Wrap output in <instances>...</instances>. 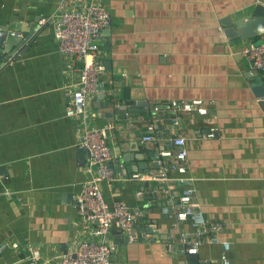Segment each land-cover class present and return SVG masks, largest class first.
I'll use <instances>...</instances> for the list:
<instances>
[{"label":"crops","instance_id":"0c3cea01","mask_svg":"<svg viewBox=\"0 0 264 264\" xmlns=\"http://www.w3.org/2000/svg\"><path fill=\"white\" fill-rule=\"evenodd\" d=\"M103 2L111 15L99 36L106 69L88 111L94 125L108 127L115 177L102 184L103 195L109 204L127 201L135 218L131 240L111 226L113 264H222L224 257L264 264V78L237 53L251 40H230L224 23L264 0ZM76 3L0 0V43L37 33L0 68V245H7L0 264H31L35 251L40 264H58L92 237L93 223L76 207L89 153H81L79 119L66 115L78 72L54 36L60 11ZM194 99L208 114L182 113L177 126L169 114L154 124L147 113L155 103ZM156 131L185 138L193 200L208 221L223 224L227 252L203 241L189 253L194 227L164 212L182 184L175 172L157 177L166 147L141 141Z\"/></svg>","mask_w":264,"mask_h":264},{"label":"built area","instance_id":"2783aa9c","mask_svg":"<svg viewBox=\"0 0 264 264\" xmlns=\"http://www.w3.org/2000/svg\"><path fill=\"white\" fill-rule=\"evenodd\" d=\"M111 15L103 0H77L74 7L62 9L54 25V36L58 42L60 53L72 57L78 78L70 89V99L66 107L68 117L79 119L77 123L80 133V145L89 153L88 179L76 198L78 213L84 221L93 223L90 239L77 243L75 247L60 255L58 264H113L111 257L115 245L110 239V229L116 224L129 240L134 238V212L125 200H117L109 204L102 192V184L114 180L115 173L110 165L112 153L106 137L107 126H96L91 122L88 101L101 84V76L105 72V64L101 58L99 36L103 28L108 27ZM237 53L249 59L255 69L264 78V37L260 43L254 41L241 47ZM100 90V89H99ZM207 115L208 110L203 101H165L155 103L147 109L154 124L162 123L165 114H169L171 125L179 124L180 116L186 112ZM160 132V130H159ZM213 129L209 133L212 136ZM142 142L164 143L166 149L161 151L158 160L161 175L169 178V172H175L182 184V192L174 204L164 207V212L175 211L177 221H190L194 227V237L189 253H197L203 241L221 244L225 252L230 243L223 241L220 233L221 222H210L206 219L199 205L194 202L193 178L188 174V148L185 138L181 135L162 136V133L144 134ZM135 178L143 179V174ZM0 245V252L6 248ZM17 247V243L12 244ZM31 264H40V254L35 251L29 256ZM222 264H231L224 257Z\"/></svg>","mask_w":264,"mask_h":264},{"label":"water","instance_id":"95a60500","mask_svg":"<svg viewBox=\"0 0 264 264\" xmlns=\"http://www.w3.org/2000/svg\"><path fill=\"white\" fill-rule=\"evenodd\" d=\"M224 23H228L229 25L225 32L230 40H251L254 41L255 44H259L260 38L264 37V3L254 2L251 13L235 20L224 21ZM33 28H35V26H33ZM36 36L37 33L32 30L24 36L12 37L9 35L4 45L0 43V68L8 60V57H14V53H17L18 49L21 50V52L25 51L24 49L33 42ZM81 153H88V151L85 148H81ZM157 164L153 163V169L159 168ZM111 167L114 168L112 165ZM115 168L119 169L120 166H116ZM157 177L161 179L163 175L159 174Z\"/></svg>","mask_w":264,"mask_h":264},{"label":"bare ground","instance_id":"6f19581e","mask_svg":"<svg viewBox=\"0 0 264 264\" xmlns=\"http://www.w3.org/2000/svg\"><path fill=\"white\" fill-rule=\"evenodd\" d=\"M152 147V146H151ZM159 149V148H158Z\"/></svg>","mask_w":264,"mask_h":264}]
</instances>
